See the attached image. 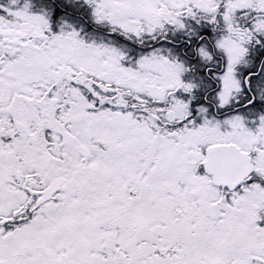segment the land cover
<instances>
[{
    "label": "snow or ice",
    "instance_id": "1",
    "mask_svg": "<svg viewBox=\"0 0 264 264\" xmlns=\"http://www.w3.org/2000/svg\"><path fill=\"white\" fill-rule=\"evenodd\" d=\"M0 264H264V0H0Z\"/></svg>",
    "mask_w": 264,
    "mask_h": 264
}]
</instances>
